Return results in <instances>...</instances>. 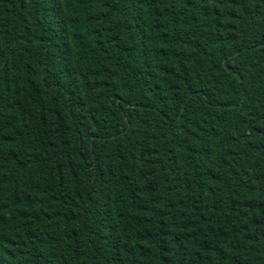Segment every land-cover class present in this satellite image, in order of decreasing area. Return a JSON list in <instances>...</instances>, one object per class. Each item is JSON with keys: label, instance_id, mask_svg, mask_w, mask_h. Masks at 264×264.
I'll use <instances>...</instances> for the list:
<instances>
[{"label": "trees", "instance_id": "trees-1", "mask_svg": "<svg viewBox=\"0 0 264 264\" xmlns=\"http://www.w3.org/2000/svg\"><path fill=\"white\" fill-rule=\"evenodd\" d=\"M0 264H264V0H0Z\"/></svg>", "mask_w": 264, "mask_h": 264}]
</instances>
